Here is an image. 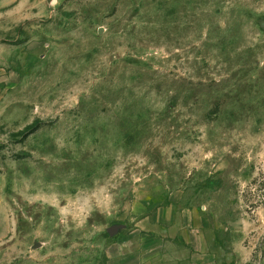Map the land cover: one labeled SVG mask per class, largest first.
Wrapping results in <instances>:
<instances>
[{
	"label": "rangeland",
	"instance_id": "rangeland-1",
	"mask_svg": "<svg viewBox=\"0 0 264 264\" xmlns=\"http://www.w3.org/2000/svg\"><path fill=\"white\" fill-rule=\"evenodd\" d=\"M182 207L264 264V0H0V264H182Z\"/></svg>",
	"mask_w": 264,
	"mask_h": 264
},
{
	"label": "crops",
	"instance_id": "crops-1",
	"mask_svg": "<svg viewBox=\"0 0 264 264\" xmlns=\"http://www.w3.org/2000/svg\"><path fill=\"white\" fill-rule=\"evenodd\" d=\"M163 215L160 213L156 220H160ZM172 221H174L172 219ZM202 232L196 227V216L189 208L182 207V264H216L212 253L203 252L198 245L202 243ZM209 260V261H207Z\"/></svg>",
	"mask_w": 264,
	"mask_h": 264
},
{
	"label": "water",
	"instance_id": "water-1",
	"mask_svg": "<svg viewBox=\"0 0 264 264\" xmlns=\"http://www.w3.org/2000/svg\"><path fill=\"white\" fill-rule=\"evenodd\" d=\"M35 246H36V247L40 246V243H37Z\"/></svg>",
	"mask_w": 264,
	"mask_h": 264
}]
</instances>
